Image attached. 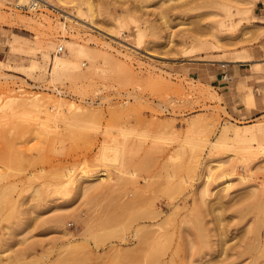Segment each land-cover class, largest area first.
I'll return each instance as SVG.
<instances>
[{
  "label": "rangeland",
  "instance_id": "rangeland-1",
  "mask_svg": "<svg viewBox=\"0 0 264 264\" xmlns=\"http://www.w3.org/2000/svg\"><path fill=\"white\" fill-rule=\"evenodd\" d=\"M11 1L0 264H264V196L252 193L264 194V0ZM31 95L50 113L73 108L47 118L22 103ZM223 126L255 136L222 138ZM221 160L202 194L203 163Z\"/></svg>",
  "mask_w": 264,
  "mask_h": 264
},
{
  "label": "bare ground",
  "instance_id": "bare-ground-1",
  "mask_svg": "<svg viewBox=\"0 0 264 264\" xmlns=\"http://www.w3.org/2000/svg\"><path fill=\"white\" fill-rule=\"evenodd\" d=\"M0 1H5V2H7V3H12V1L11 0H0ZM34 0H17L15 3H13V5L15 4V5H26L27 6V8H29V9H33V8H36L37 6H40V5H48V6H53V4L51 3V0H41V2L40 3H34L33 2ZM59 4H65L66 2H67V0H56ZM236 4H238V5H240V4H246V5H248V6H251V5H253V2H254V0H233ZM75 8H76V10H77V13H80V7L78 6V5H76L75 6ZM88 13L90 14V19H91V21H93V17L95 16V13H94V9H93V7H92V5H91V3L90 2H88ZM66 14V13H65ZM61 29H62V31H63V33H65L66 32V27H65V25H63V24H61ZM22 37V36H21ZM18 38V37H17ZM20 39V38H19ZM14 40V39H13ZM13 40L11 41V43L13 42ZM16 42V41H15ZM19 43V42H18ZM13 44H15V45H12L10 48H11V50L13 51V52H20L21 53V51H22V46H20V44H17V43H13ZM16 44H17V46H16ZM11 45V44H10ZM23 45V44H22ZM60 46V45H59ZM58 46V47H59ZM57 47V48H58ZM57 48H56V52H57ZM31 49V48H30ZM80 48L79 47H76L75 46V48H73V50H75V52H77V54H80V50H79ZM26 50V49H25ZM33 50V49H32ZM31 50V51H32ZM35 50V49H34ZM10 51V50H9ZM27 51V50H26ZM26 51L24 52V53H26ZM30 51V52H31ZM29 53V52H28ZM60 53V52H59ZM237 60H239V59H235V61H237ZM57 63L58 64H61V65H64V64H68V60L67 59H64V58H62V57H58L57 58ZM52 65V64H51ZM11 98V97H10ZM246 98L248 99V100H252V98H253V95L251 94V93H247L246 94ZM22 99V98H21ZM59 100V99H58ZM22 103H25L26 104V106L27 105H31V106H33L34 107V109L36 108V110H39V111H41V112H43L44 114H43V116L45 115L47 118H50L51 116H54L55 117V115L54 114H57L58 115V113H60V112H62L61 111V109H66V110H63V111H67L68 109H71V108H73V104H66L65 105V107L64 108H62V106L63 105H61V103H59L60 104V106H58L59 108H56V107H54V108H56V110L57 111H55V113H50V111H49V109L44 105V102H43V99L41 100V97H38V95H31V96H27V97H25V98H23L22 99ZM62 102V101H61ZM251 101H249V103H250ZM21 103V104H22ZM54 104V103H53ZM58 104V105H59ZM55 105V104H54ZM22 106H24V104L22 105ZM18 108H20L19 106H18ZM13 110V109H12ZM47 118H45V119H47ZM44 119V120H45ZM52 119V118H51ZM50 119V120H51ZM48 121V120H47ZM254 130H239V129H236V128H232V129H230V128H228L227 126H223L222 127V129H221V131H220V136L222 137V138H227V137H230V138H232V139H235V140H238V141H246V140H248L249 138H251V137H253V136H255L254 135ZM241 146L240 147H242L243 149H251L252 147H254V145H252L251 143H249L248 141H247V143H245V144H240ZM254 148H256V147H254ZM226 161H223V160H221L220 162H219V164H217V165H214V164H211L210 163V161H205L204 163H203V171H202V173H201V177H202V179H201V187H200V191L202 192V194H208V192L210 191V189H209V184H210V182H211V180L213 179V174H214V172H213V170H214V168L215 167H220L221 165H222V163H225ZM67 174V173H66ZM92 175V174H91ZM65 176H69V175H65ZM97 176V177H96ZM95 176V178H93V179H90V180H93V181H100V180H103L104 178H105V174L103 173V172H100L98 175H96ZM222 177V176H221ZM227 177V176H226ZM224 178V177H223ZM244 178V177H243ZM245 179V178H244ZM244 179H242V181H244ZM229 181V180H228ZM246 181V180H245ZM228 183H230V182H228ZM227 184V183H226ZM231 184V183H230ZM230 184H229V186H230ZM228 185V184H227ZM227 185H225V186H227ZM254 188L252 189V193L254 194V195H256V196H258V197H260V198H262L263 196H264V194H263V192H262V190L261 189H257L258 187L256 186H253ZM227 188V187H226ZM159 225V224H158ZM161 227V226H160ZM160 227L158 226V227H156L157 229H155L154 231L155 232H153V233H155V234H153V235H156L157 237H158V235H160L161 234V232L162 231H160ZM162 230V229H161ZM62 231H63V234L65 235L66 234V229H64V228H62ZM136 232V231H135ZM68 234V233H67ZM137 235V234H136ZM152 235V236H153ZM139 239V238H138ZM154 240V239H153ZM139 241H140V243H141V241H145V239L143 240V237L141 238V239H139ZM147 242V241H146ZM152 242V241H151ZM146 245V244H145ZM239 254H241V253H239ZM254 262H255V259L254 258H252V261H251V263L252 264H254Z\"/></svg>",
  "mask_w": 264,
  "mask_h": 264
},
{
  "label": "crops",
  "instance_id": "crops-1",
  "mask_svg": "<svg viewBox=\"0 0 264 264\" xmlns=\"http://www.w3.org/2000/svg\"><path fill=\"white\" fill-rule=\"evenodd\" d=\"M257 1H259V0H257ZM259 63V62H258ZM240 65V64H239ZM238 65V66H239ZM222 73H223V70H221V71H219V70H217L216 71V73H215V79L216 80H218V78L222 75ZM214 82V81H213ZM247 93H251L252 94V92H250V91H248ZM246 93V94H247ZM253 95V94H252ZM255 106V99H254V96H253V107Z\"/></svg>",
  "mask_w": 264,
  "mask_h": 264
},
{
  "label": "built area",
  "instance_id": "built-area-1",
  "mask_svg": "<svg viewBox=\"0 0 264 264\" xmlns=\"http://www.w3.org/2000/svg\"><path fill=\"white\" fill-rule=\"evenodd\" d=\"M33 2H34V3H40L41 0H34ZM22 6H23V5H22ZM62 50H63V46L60 45V46L57 48V53L61 52ZM221 78H222V79L226 78V74H224V72L222 73Z\"/></svg>",
  "mask_w": 264,
  "mask_h": 264
}]
</instances>
